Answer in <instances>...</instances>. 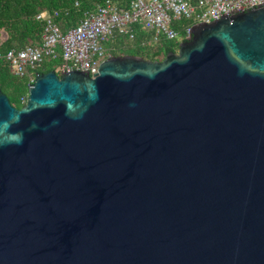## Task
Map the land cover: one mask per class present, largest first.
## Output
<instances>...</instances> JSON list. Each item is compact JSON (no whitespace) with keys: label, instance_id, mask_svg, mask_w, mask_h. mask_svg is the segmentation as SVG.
<instances>
[{"label":"water","instance_id":"water-1","mask_svg":"<svg viewBox=\"0 0 264 264\" xmlns=\"http://www.w3.org/2000/svg\"><path fill=\"white\" fill-rule=\"evenodd\" d=\"M0 264H264V5L0 89Z\"/></svg>","mask_w":264,"mask_h":264},{"label":"built area","instance_id":"built-area-1","mask_svg":"<svg viewBox=\"0 0 264 264\" xmlns=\"http://www.w3.org/2000/svg\"><path fill=\"white\" fill-rule=\"evenodd\" d=\"M263 5L264 0H131L128 7H120L105 0L66 31L59 10L42 9L36 15L44 23L41 40L0 50V62L5 60L13 74L27 77L30 84L45 61L57 58L62 59L57 72L79 69L93 76L100 63L111 56L107 43L115 32L134 40L141 29L151 34L149 43L155 46L162 40L181 42L190 39L194 24L218 20L225 12L233 15ZM27 99L28 94L22 102L25 104Z\"/></svg>","mask_w":264,"mask_h":264},{"label":"trees","instance_id":"trees-1","mask_svg":"<svg viewBox=\"0 0 264 264\" xmlns=\"http://www.w3.org/2000/svg\"><path fill=\"white\" fill-rule=\"evenodd\" d=\"M120 7H128L131 0H112ZM105 0H0V50L7 51L20 48L32 41H40L44 23L36 19L42 9L59 10L63 30L74 26L87 11L96 10ZM151 34L141 29L137 30L134 40L119 32L108 41L107 48L111 56L134 54L146 59H161L170 51H176L179 41L162 40L158 44L149 43ZM62 61L57 58L45 61L36 73L50 70L56 71V66ZM57 72V71H56ZM61 74L60 72H57ZM29 79L13 74L5 60L0 62V89L9 97L11 103L22 107V97L28 94Z\"/></svg>","mask_w":264,"mask_h":264},{"label":"rangeland","instance_id":"rangeland-1","mask_svg":"<svg viewBox=\"0 0 264 264\" xmlns=\"http://www.w3.org/2000/svg\"><path fill=\"white\" fill-rule=\"evenodd\" d=\"M177 51H178V49H177ZM164 57H165V56H162L161 59H163ZM59 75H60V74H59Z\"/></svg>","mask_w":264,"mask_h":264},{"label":"flooded vegetation","instance_id":"flooded-vegetation-1","mask_svg":"<svg viewBox=\"0 0 264 264\" xmlns=\"http://www.w3.org/2000/svg\"><path fill=\"white\" fill-rule=\"evenodd\" d=\"M17 107V106H16Z\"/></svg>","mask_w":264,"mask_h":264}]
</instances>
